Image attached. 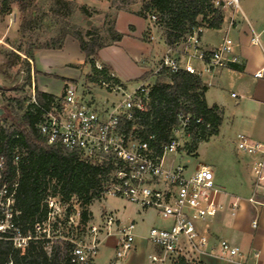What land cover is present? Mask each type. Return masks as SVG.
<instances>
[{"label": "built area", "instance_id": "obj_1", "mask_svg": "<svg viewBox=\"0 0 264 264\" xmlns=\"http://www.w3.org/2000/svg\"><path fill=\"white\" fill-rule=\"evenodd\" d=\"M214 5L235 13L241 9L240 0H214ZM150 18L157 21L156 15ZM203 26H198L182 43L183 51L177 55L174 47H169L152 74L184 70L201 76L192 63L201 61L207 72L233 63H239V57L233 52V41L224 37L211 51L201 48ZM253 41L260 46L258 34ZM264 50V48H263ZM102 69L100 64H97ZM264 78V66L256 72ZM109 77L116 76L111 72ZM100 87L108 90H121L122 96L108 108L101 107L90 98L79 94L76 85L66 84L62 93L56 95L47 105L37 99L35 87H32L27 105L41 111V120L37 128L49 144H61L85 160L98 162L111 160L114 170L104 194L122 198L142 208L154 209L163 219H171L169 227H152L148 240L156 246V251L148 255L151 264H174L179 257L199 262L201 254L210 247V236L203 223L215 218L228 209L232 216L237 214L240 202L236 199L226 203L223 196L226 191L216 180L208 166H200L187 175L183 166H167V155L178 153L181 147L179 134H188L191 126V114L180 116V125L174 131V137L161 145L162 155L150 147L149 140H142L134 126L128 133L124 123L133 120L135 111H144L151 86L147 80L137 86H128L113 79H101ZM235 96V94H232ZM196 123H203L201 118ZM1 126V125H0ZM150 139L154 135L149 136ZM239 152L251 159L253 193L248 201L260 204L257 195L264 192V143L253 140L244 133L236 136ZM19 156H15V162ZM18 183L8 184L6 179V158L0 155V237L11 242L16 249L26 248L32 241H44L46 249L55 241L72 245L65 264H96L95 257L103 243L111 236H117L116 258H125L135 247L137 224L134 221L122 223L114 214L105 213L98 223L84 225L77 219H70L69 202L61 196H49L46 200V217L34 224L33 232H24L15 220V194ZM258 220L252 222L258 228ZM217 255L232 263L264 264L261 250H244L240 245L220 239L211 247ZM6 264H14L13 259Z\"/></svg>", "mask_w": 264, "mask_h": 264}, {"label": "trees", "instance_id": "obj_2", "mask_svg": "<svg viewBox=\"0 0 264 264\" xmlns=\"http://www.w3.org/2000/svg\"><path fill=\"white\" fill-rule=\"evenodd\" d=\"M24 3L26 0H0L2 13H9L12 2ZM64 5L71 2L57 0ZM73 8V6H72ZM85 14L86 7H82ZM144 18L156 14V23L164 26L165 42L174 47L185 42L194 29L203 26L208 29H220L225 21L222 8L214 5V0H145L138 12ZM112 41H120L122 34L112 28ZM68 35L76 38L91 66L88 75L90 83L99 84L101 79L111 78V68L101 64L97 67L99 51L105 47L101 38L92 29L83 32L81 29L63 31L60 39ZM55 41V40H54ZM57 43V40L55 41ZM63 41L54 47L45 43V48L60 49ZM23 61L30 72V60H34V50L25 52ZM20 57V56H19ZM207 85L200 76L180 70L172 73L161 72L150 89L144 111L136 110L133 120L124 123L128 133L134 126L142 140H149L157 155H162V144L174 137L179 127L181 115L191 114L189 136L191 141L184 151L196 156L200 143L217 135L223 121L222 110L207 104L205 93ZM37 99L47 105L55 95L43 92L35 87ZM18 112L5 107L4 121H11L9 126H0V155L6 158V179L8 184L17 182L15 194V220L24 232H33L34 224L43 220L48 212L46 200L49 196H61L64 202L76 198L80 204V221L91 222L93 214L90 209L95 200H101L106 186L111 179L114 164L109 161H93L81 158L77 152L70 151L61 144H49L40 134L37 125L41 120V111L25 102L16 100ZM201 118L203 123H196ZM154 135L153 139L149 136ZM19 160L15 162V156ZM44 241H32L24 249H16L11 242L0 237V264L13 259L14 264H65L72 245L55 241L46 249ZM174 264H201L179 257Z\"/></svg>", "mask_w": 264, "mask_h": 264}, {"label": "crops", "instance_id": "obj_3", "mask_svg": "<svg viewBox=\"0 0 264 264\" xmlns=\"http://www.w3.org/2000/svg\"><path fill=\"white\" fill-rule=\"evenodd\" d=\"M115 29L122 34L121 40L103 47L98 53L99 61L97 64L109 66L112 73L124 83H132L133 85V82L137 80L140 83L147 72L153 71L157 67L170 46L166 44L164 39L163 44L153 48L152 44L149 43L150 39H155L152 30H149L147 21L133 11L119 10L116 14ZM207 31L212 35L206 34ZM213 32L217 34L216 37ZM254 33L258 34L260 38L261 33L257 32L252 24L250 25L249 22L240 18H235L234 26L228 23L226 28L223 25L220 29L206 28L201 35V48L204 51H211L219 45L224 37L228 36L233 41V52L239 57V63L228 64L215 69L213 72H207L201 61L192 60L194 66L202 71L200 77L207 85L205 93L207 104L210 107L217 105L222 110L223 121L218 136L229 135L234 144L238 133H244L253 140L264 143V78L256 76V72L264 66V44L261 42L262 45L260 46L253 41ZM117 49L118 52H115ZM174 49L177 55H181L183 45L180 44ZM157 54L161 55L160 60L158 64H153L152 61ZM121 60L125 61V64H132L136 68V72L124 77L125 73L118 65L121 64ZM30 62H32L34 87L55 96L62 93L65 85L69 84L68 82L81 83L90 70L78 40L71 35L66 37L63 47L60 49H36L34 60H30ZM203 143L199 144L196 156L191 155L196 161L192 165L182 164L179 159L186 152L167 155L165 163L170 167L183 166L187 175L193 173L200 166H208L213 171L215 180L220 186L228 185L229 190L222 186L227 193L223 196L226 203L239 199L240 205L235 216H232L228 209H225L215 218L203 223V228L210 236L211 247H215L220 239H226L240 245L244 250H261L264 253V192L256 197L260 204L248 201L253 189L252 179L247 178L245 168L246 166L247 169L251 167V159L248 157L247 161L244 162L242 158H238L237 163H234L233 161L230 162V159L223 162L220 157L218 159L201 157L199 148ZM225 156H227V152L223 157ZM222 163H230L236 169L238 165L240 167L243 164L240 168L242 171L244 170V176L240 178L226 177L221 172L220 164ZM148 209L137 205L136 217L145 220L148 215L145 210ZM104 210L105 213L114 214L119 222L134 221L137 224L132 218L127 221L123 220L121 218L123 214L119 208L110 207ZM92 214L94 220L93 211ZM163 220L164 226L153 225L152 227H169L172 224L171 219ZM254 220H258V228L252 227ZM136 233L135 247L123 259L116 258L118 237L114 235L106 239L103 244L112 240L110 244L115 251V259H111L106 264H143L142 260H137L138 249L145 240L149 241L148 234L144 235L141 231H136ZM211 247L201 254L199 258L201 264H239L220 258ZM148 264H151L150 261Z\"/></svg>", "mask_w": 264, "mask_h": 264}, {"label": "rangeland", "instance_id": "obj_4", "mask_svg": "<svg viewBox=\"0 0 264 264\" xmlns=\"http://www.w3.org/2000/svg\"><path fill=\"white\" fill-rule=\"evenodd\" d=\"M62 1L71 2L72 5H64V3H58L57 0H26L23 5L14 1L11 3L10 12L2 13V5L0 4V107L4 109L8 107L18 112L16 100L25 102V106L29 102L32 87L34 86V78L31 69L32 62H30L29 72L27 64L23 61L25 52L45 48L43 47L45 43H49L53 47L61 41L64 44L66 37L63 39L61 37L60 39L61 33L76 29H81L83 32L92 29L99 35L104 45H110L113 43L111 30L115 28L117 12L119 10L133 11L138 16H141L138 12L145 2V0ZM240 5L241 9L236 13L232 10L222 9L226 20L223 27L226 28L228 23L234 26L235 18L244 19L250 25L252 24L257 32L261 33L260 40L264 44V0H240ZM82 7L87 8V14L83 12ZM144 19L147 21L149 30H152V34L155 36V39H150L149 43L152 44L153 48L158 47L159 44H163L165 39L164 26L153 21L150 16ZM207 33L212 35L208 31ZM213 34L215 37L217 36L215 32ZM54 40H57V43ZM108 50L112 51L111 49ZM115 52H118V49ZM160 57L161 55H155L152 61L153 64H158ZM124 62L121 60V64H118L120 69L125 73L123 76L133 75L136 72V68L132 64H125ZM89 68V73L84 76L81 83H68L76 85L79 94H82V96L90 98L93 102L100 104L101 107L108 108L112 103L117 102L121 98L122 91H111L100 87L99 84L90 83L88 81V75L91 73L90 65ZM142 79L153 84L157 80V76L153 75L152 71H149ZM138 81H134L133 85L132 83L125 84L135 86L136 84L138 85ZM10 123V120L8 122L4 121V116L0 117V125L9 126ZM218 134L212 136L210 140L201 145L199 148L201 157L211 159H218L220 157L223 162H227V159H230V162L233 161L234 163H237L238 158H242L244 162L247 161L248 156L237 150L236 141L235 144L232 143L231 136L226 135L223 137L218 136ZM179 137L181 147L178 153H182L185 152L184 148L189 144L191 139L188 134L181 133ZM226 152L227 156L223 157ZM179 159L182 164H188L189 166L196 162L193 156L186 153ZM242 166L243 164L240 165V167ZM240 167L238 165L236 169L230 163L220 164L221 172L226 177L235 176L240 178L244 176V170L242 171ZM245 170L247 178L253 179L251 167L247 169L246 166ZM222 186L229 190L228 185L224 184ZM106 197L107 195L103 194L101 200H95L91 204L94 220L92 219L86 225L93 224L94 222L98 223L101 216L105 214V208L116 207L123 214L121 218L126 221L131 218L134 219L137 222V232L141 231L144 235L148 234L153 225L164 226V220L158 215L156 210H145L148 212V215L145 220H142L136 217L138 213L137 205L119 197ZM80 212V204L76 198H73L69 202L67 216L75 220L80 215ZM111 242L112 240H109L100 247L95 257L97 264H106L111 259H115V251L110 244ZM155 251L156 246L152 242L145 240L138 249L137 260H142L143 264H148L147 255Z\"/></svg>", "mask_w": 264, "mask_h": 264}, {"label": "water", "instance_id": "obj_5", "mask_svg": "<svg viewBox=\"0 0 264 264\" xmlns=\"http://www.w3.org/2000/svg\"><path fill=\"white\" fill-rule=\"evenodd\" d=\"M5 114V109L0 107V117L4 116Z\"/></svg>", "mask_w": 264, "mask_h": 264}]
</instances>
